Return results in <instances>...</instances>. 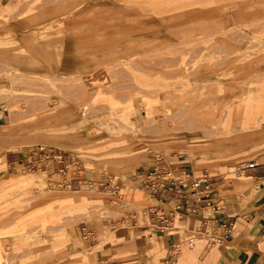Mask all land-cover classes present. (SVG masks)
Masks as SVG:
<instances>
[{
    "label": "rangeland",
    "instance_id": "1",
    "mask_svg": "<svg viewBox=\"0 0 264 264\" xmlns=\"http://www.w3.org/2000/svg\"><path fill=\"white\" fill-rule=\"evenodd\" d=\"M31 16L47 20L35 26L31 35L24 31L16 35L13 48L0 46V121L9 123H0V129L17 128L2 131L16 137L37 130L33 136L43 139L44 127L81 124L80 135L94 139L79 157L86 171L129 169L123 164L133 158L130 156L136 147H151L148 141H181L186 148L177 153L194 160L191 148L209 143L217 134L236 133L233 119L243 125L244 115L252 120L264 113V106L249 109V101H245L249 96L244 99L254 83L264 94V71L248 68V64L264 61V0H0V26L6 23L5 18L14 17L19 22ZM47 45L55 61L46 54L47 60L42 59L39 48ZM58 45L63 50L60 58ZM66 45L75 61L81 62L64 68L60 60L67 53ZM64 105L63 113L68 115L41 121ZM118 108L136 112L132 118L138 129L134 137L143 143L130 135L110 137L106 133L104 127L110 128ZM218 110L231 120L226 128L217 124ZM122 139L136 147L104 151V146ZM248 139L238 138L229 145L244 149L259 138ZM86 158L96 167L85 165ZM258 160L260 164L264 157ZM199 162L208 163L204 158ZM248 163L249 159L237 164L228 158L218 159L217 168L208 172H221L227 183L246 187L249 184L244 182L243 170ZM131 165L136 169L134 163ZM4 168L0 161V264H149V260L151 264H205L210 254L221 248L215 240L224 241L216 234L209 241L210 228L206 236L191 237L201 244H188L186 237L177 239L172 248L159 249L154 236L160 233L139 223L146 211L136 205L142 195L131 188L128 178L124 179L126 186L118 187L115 194L96 197L93 192L102 193L104 187L91 184L82 187L90 193L89 199L77 194L73 200L61 198L51 204L44 202L48 194L68 193L50 191L56 189V177H46L37 170L9 176ZM18 176L25 177L24 185L7 186ZM173 177L186 179L176 172ZM116 184L117 180L112 181L115 188ZM135 214L137 225L129 222L122 237L113 238L120 231V220L126 222ZM178 219L185 220L184 230L175 228L172 233L181 235L186 232L187 219L177 214L175 227ZM81 222L88 226L99 223L106 240L98 246L95 227L91 243L81 236L70 237L68 228ZM206 245L212 246L211 251H204ZM94 248L96 253L82 260ZM164 248L167 250L162 255ZM254 250L264 256V250Z\"/></svg>",
    "mask_w": 264,
    "mask_h": 264
},
{
    "label": "crops",
    "instance_id": "2",
    "mask_svg": "<svg viewBox=\"0 0 264 264\" xmlns=\"http://www.w3.org/2000/svg\"><path fill=\"white\" fill-rule=\"evenodd\" d=\"M4 5L6 4L3 3L2 6ZM5 19L6 23L2 22L0 26V46H7L16 42V39H14L16 35L23 34L22 31L30 33L40 22L47 20L44 16H31L21 19L22 21L19 20V22H15L16 18L14 17ZM49 46L47 45L46 49L40 46L39 49L44 54V58L40 57V59H46V54L49 60L55 61V55L49 50ZM68 47L69 45L64 47L66 50L64 52L67 53L60 60V65L64 68L81 62L78 59L75 61V58L69 54L70 49ZM36 52H39V50ZM54 52L56 53V50ZM61 52L63 50L58 45L57 58L61 57ZM257 64H248V68L264 71V61ZM254 84L244 96V99L249 96V100L245 101H249L248 108H253V110L256 109L257 105H261L262 108L264 106V94L261 91L258 92ZM215 114L211 113L210 116L216 117ZM230 121L225 112L218 110L217 124L220 127L226 128L225 124ZM243 121L242 125L241 120L237 118L232 120V124H236L234 125L236 133L229 136L217 134L213 139H210L209 143L191 148V155L194 160L183 158L177 153V151H185L184 148L186 146L181 141L172 142L171 139L160 142L148 141L146 143L152 145L151 147L148 148L145 145L146 148L137 149L136 145L132 144L133 142L122 139L120 140V145L115 149L130 150L136 147L135 152L131 153L130 156L133 158L125 164L122 163L128 166L129 169H117V172H115L110 171V168L106 165L105 167L109 169L108 171L105 168L100 169L99 172L97 170L86 171L85 167H81L83 163L79 157L83 155L81 152L84 146L94 140L89 141L88 137H83L80 133L61 135L59 131L62 125H54L44 127L46 134L43 139H37L33 136L37 130L31 131V133H24L19 137L4 135L1 131L0 161L5 165L4 169H6L9 176L19 174L23 170H32L46 174V177L49 176V178L56 177L54 182L56 189L50 191L68 193L60 196H56L53 193L48 194V199L44 202H50L51 204L58 202V199L61 198L73 200L74 196L81 194L82 187L91 184H98L104 187L102 193L98 190L93 192L96 197H99L100 194L105 195L107 192L115 194L118 187L125 185L124 179L127 180L126 178H128L131 181V188L138 190L137 192L142 195V199L136 201V205L146 211V216L142 215L144 221L142 220L139 223L148 224L155 233H160V235L154 236L155 246L159 249L162 246H166L167 249L174 247L177 239L183 240L188 237L187 239L191 241L194 239L191 238L194 235L206 236L211 228L213 229L212 233L216 234L219 239L224 240L219 242L227 243L230 247L222 252L213 251L205 264H264V256L260 257L258 252L254 250V244L256 246L258 239L264 237V217L262 216L264 212V175L262 174L264 162L260 164L257 162L259 158L264 157V113L261 112L257 118L252 120H248L244 115ZM0 123L4 124V126H9V123L5 124L3 121H0ZM256 137L259 139H254ZM238 138H250L248 140L253 138L255 141L251 140V146L244 149L234 148L235 146L229 145L230 141ZM133 139L137 140V137ZM139 139L137 140L138 142H140ZM260 141L261 143H259ZM80 143L81 145L79 146ZM18 148L23 149L18 151L16 150ZM103 149L105 151L107 148ZM146 149H149V151L141 154ZM252 153L253 155H251ZM201 158L207 160L206 166L203 165V162H199ZM223 158H228L230 163L234 164L248 161V159L249 163H258V168L243 170V175L246 176L244 182L249 185L244 187V185L236 182L227 183L225 176L221 172L209 174L208 169L215 170L217 168V160ZM86 159L84 161L85 165H89L92 168L96 167L90 161V158ZM132 163H134L136 169L131 165ZM155 170H158L157 174H161L164 171L170 172L171 178L164 177V180H160L159 178H162L163 175H159L156 179L153 175ZM175 172L178 175H184L186 179L174 178ZM115 180H117L116 188L112 185V181ZM196 181L201 183L194 187ZM257 184L258 186L255 187ZM242 188L246 190L232 193L233 190L237 191ZM43 193L46 194V192ZM104 199L111 201V198L105 197ZM177 214L187 219V230L181 235L178 232L172 233L175 229V217ZM138 220L139 218L136 214L132 215V218H128L126 222L121 219V223L117 227V230L120 229V231H116L114 237L120 239L126 227H130L129 222L136 224ZM174 220L175 222L173 223ZM242 221L247 227L243 226ZM94 227L99 235L98 246H100L106 239L105 235L101 233V225L99 223H96L95 226L93 223L88 226L81 222L76 226L69 227L66 232L72 238L81 236L83 240L91 243L94 240V233H96ZM125 234L128 235L126 232ZM243 235L244 238L241 239L240 237ZM238 247L240 250L235 251ZM211 248L212 246L206 245L204 246V251L209 252ZM167 249L164 248L161 253L164 254ZM92 250L96 251L97 248ZM171 255L170 253L169 256ZM202 261H204V258H202ZM100 264H109V262L104 261Z\"/></svg>",
    "mask_w": 264,
    "mask_h": 264
},
{
    "label": "bare ground",
    "instance_id": "3",
    "mask_svg": "<svg viewBox=\"0 0 264 264\" xmlns=\"http://www.w3.org/2000/svg\"><path fill=\"white\" fill-rule=\"evenodd\" d=\"M15 44V42L14 43H12V44H9V45H7V46H10V48H13L14 45ZM7 46H5V47H7ZM13 46V47H12ZM5 53H7V52H5ZM11 55H13V54H11ZM17 67H18V65H16ZM19 68H21V67H19ZM16 69H18V68H16ZM18 70H20V69H18ZM22 70V69H21ZM9 76V75H8ZM14 79V78H13ZM251 94V93H250ZM133 107V106H132ZM66 107H65V105L63 106V107H61V108H59V109H57V110H55L54 112H51L49 115H46V116H43L42 118H41V121H52V120H56V119H59V117H65L66 115H68V114H64L63 113V110L65 109ZM116 112H118L117 113V115L115 116V115H113V116H115L114 118H113V122H109V126H110V128H109V126H108V124L106 125V123H105V125L109 128V129H105V127H104V130L106 131V133L108 134V135H110V137L112 136V137H120V136H123V135H130L131 137H133L134 138V134L136 133L135 131H136V129L134 128V127H136L135 125H134V123L132 122V118L134 117V115H136V112L135 111H133L132 109L130 110V111H128V110H126V111H124V110H121L120 108H118L117 109V111H115V113ZM224 114V113H223ZM110 119H111V117H110ZM224 120V119H223ZM108 123V122H107ZM224 123H225V121H224ZM223 123V124H224ZM101 124V123H100ZM103 125V124H102ZM60 126V125H59ZM80 127H81V124H69V125H62V128H60V131H59V134H61V135H73V134H78L79 133V131H80ZM14 129H17V128H9V129H0V132L1 131H13ZM115 131V132H112V131ZM138 130V129H137ZM48 131V130H47ZM8 133V132H7ZM42 133H44V134H46V132L44 131V132H42ZM58 135V134H57ZM49 136V135H48ZM88 140V139H87ZM94 140V139H93ZM1 141V140H0ZM46 141V140H45ZM90 141V140H89ZM114 141H117V139H114ZM49 142V141H48ZM78 142V141H77ZM83 143H85V142H83ZM48 144V143H47ZM44 145V144H43ZM81 145V143L79 144V146ZM120 145V143H113V144H111V145H108V146H104V148L106 147L107 149L106 150H110V149H115L116 147H118ZM64 146V145H63ZM67 147V146H66ZM70 147H72V146H70ZM2 160V159H1ZM24 176V175H23ZM23 176H18V177H14V181L13 182H7V181H5L4 183L5 184H3V185H7V183H8V185L7 186H12V184H14L15 186L16 185H24V183H25V181H26V179H25V177H23ZM10 178H13V177H10ZM8 180V179H7ZM11 180V179H10ZM7 182V183H6ZM1 185V184H0ZM258 186V184L257 185H255V187H257ZM88 194H90L88 191H87V189H85V188H83L82 190H81V196H82V199H89V195ZM92 198V197H91ZM177 225H176V230H184V227H185V220L184 219H178V221H177V223H176ZM187 229L185 228V231H186ZM245 233V232H244ZM214 233H212V234H210V236H209V241H211V240H213L212 238L214 237ZM245 235V234H244ZM244 235H243V238H244ZM113 238H116V237H114L113 236ZM215 244H217V242H219V240H215ZM237 242V241H236ZM141 243V242H140ZM139 243V244H140ZM160 243V242H159ZM202 242L201 241H198V240H191V241H189L188 242V244H201ZM155 244V243H154ZM135 245V244H134ZM161 246H162V244H161ZM189 246H192V245H189ZM198 246V245H197ZM221 247V248H220ZM220 247H218V248H220V250H218L219 252H222V251H224V250H226L227 248H229L230 246L227 244V243H224V242H220ZM255 248H257V249H259L260 251H263L264 250V237H261V238H259L258 239V242H257V244H256V246H255ZM197 249V248H196ZM96 253V251L94 250L92 253H90L89 255H86V256H84L83 258H82V260H85V259H88V258H91L94 254ZM93 254V255H92ZM162 255H163V253H162ZM220 256V255H219ZM155 258H153V260H154ZM152 260V261H153ZM156 260V259H155ZM155 261H153V263H154ZM149 264H151L152 262H150V260H149V262H148Z\"/></svg>",
    "mask_w": 264,
    "mask_h": 264
},
{
    "label": "built area",
    "instance_id": "4",
    "mask_svg": "<svg viewBox=\"0 0 264 264\" xmlns=\"http://www.w3.org/2000/svg\"><path fill=\"white\" fill-rule=\"evenodd\" d=\"M258 167H259L258 163H256V162H250V163L246 164L245 169H247V170H253V169L258 168ZM157 172H158V170L153 171V175H154V177L156 179H157V176H159V175H163L162 178H159L160 180H164V177L171 178L170 172L164 171L161 174L160 173L157 174ZM262 174L264 175V166H263ZM199 183H201V182L200 181H196L195 184H194V187H197ZM262 216L264 217V212L262 213Z\"/></svg>",
    "mask_w": 264,
    "mask_h": 264
}]
</instances>
